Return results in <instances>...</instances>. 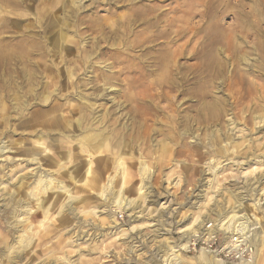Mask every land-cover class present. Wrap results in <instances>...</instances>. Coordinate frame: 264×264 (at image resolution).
<instances>
[{"label": "rangeland", "instance_id": "1", "mask_svg": "<svg viewBox=\"0 0 264 264\" xmlns=\"http://www.w3.org/2000/svg\"><path fill=\"white\" fill-rule=\"evenodd\" d=\"M2 5L0 47L10 42L12 48L22 39L25 64L39 67V74L34 84L28 81L23 91L12 94L17 99L11 97L0 107V117L10 118L9 127L19 133L0 138V147L7 146L0 155V182H5L0 185V264H264V165L246 174L258 163L255 160H264V99L260 92L236 106L231 99L232 105L220 122L197 125L192 119L193 131L180 140L167 138L166 145L160 146L157 141L163 134H153L149 148L142 149L143 153L134 149V159H126L125 176L115 178L112 190L102 197L101 187L114 174L116 163L106 171L97 166L102 175L98 187L74 183L66 171L75 169L76 162L75 174L80 177L86 168L87 154L78 148L84 134L68 127L60 134L52 124L60 114L73 120L76 115L68 113L80 102L93 105L97 114L103 115L113 102L123 100L126 84L139 74L151 80L171 78L172 72L176 79L184 73L192 77L209 56L208 50L201 49L206 35H232L242 41L248 59L241 68L257 71L264 63L263 0H26L25 7L18 9L27 14L25 17H13L9 10L14 6ZM248 78L264 85V75ZM32 93L37 101L32 100ZM217 94L224 97L227 91ZM19 100L27 106L21 120L14 108ZM177 102H184L182 96ZM120 113L118 109L114 117ZM187 114L194 118L196 112ZM174 117L180 119L177 114ZM165 125L162 122L155 127L166 132ZM100 131L98 128L97 133ZM36 139L44 142V146L33 144L39 151L48 146L39 153V163L30 159L35 155L14 149L16 142ZM68 151L75 154L73 162L62 156ZM49 157L67 169L59 172L50 167ZM141 161L151 174L143 182L148 188L139 193ZM20 166L24 170L13 179L12 170ZM38 175L54 178L50 188L65 185L68 189L46 192L45 199L55 201L48 221H44L43 208L37 209L34 199L27 196L33 185L30 182ZM19 177L25 180L22 185ZM120 186L126 199L122 206L116 203ZM130 199L135 200L133 206L126 203ZM83 202L88 204L85 211ZM18 203L34 207L36 217L31 225L39 235L29 248L17 245L19 235L28 228L27 222L19 221L23 214L15 217L21 209ZM204 203L202 215L190 226ZM230 214H237L235 225H247L243 233L256 248L252 259L227 260L205 248L194 250L190 244L179 249L182 240H189L204 223L220 225ZM171 247L179 249L177 261L173 257L178 252Z\"/></svg>", "mask_w": 264, "mask_h": 264}, {"label": "bare ground", "instance_id": "2", "mask_svg": "<svg viewBox=\"0 0 264 264\" xmlns=\"http://www.w3.org/2000/svg\"><path fill=\"white\" fill-rule=\"evenodd\" d=\"M25 3L26 0H0V7L4 6L2 4L14 6L11 10H9V13L13 14V17H25L27 14L21 12L22 10H18L24 8ZM36 9L37 12H35V17H38L39 9L37 6ZM246 35L248 37L249 35L251 36L250 33H247ZM20 41H16L15 43L17 44L14 43L13 45L15 46L12 48H9V46L11 45L10 42H7L6 45H1L0 47V107L11 97H13V99H17L18 96H12V94L23 91V85L28 81L29 83L33 82L34 84L36 82L34 81V79L39 74V67L35 66L28 68L27 64H25L27 60V52H24L25 50H23V44L20 43ZM202 43L203 44L201 45V49L208 50L209 56L206 60H204V65L199 68V70H196L192 73V77L190 76V74L184 73L181 75L180 79H176L174 77L176 74L172 72L171 78L161 79L160 76L161 80H157L159 77H157V79L155 80H151L142 79L140 77L141 74H139L136 79L126 84L125 91L121 96L123 100L113 102V105L108 110H106L103 115L97 114V112L92 107L93 105H86L83 102L76 103L70 108L68 114H72V116L76 115L73 120H70L67 115L60 114L55 122L52 121L53 126H56L57 129H59V133L60 131H67L66 128L68 127L69 130H72L73 132L76 131L79 135L84 134L82 137H80L82 143L78 142V148L79 152L87 154L85 163L86 168L81 173L80 177H78V174H75V170H77L76 162H73L75 154L71 151L66 152V154H63L62 156L65 160H69L68 162H73V166H75V169L69 170L67 169V166H64V163H60L57 161L54 162L51 157H49L50 167L57 168L59 172L60 170L66 168V174H69V176H71V179L74 181V183H84L88 187L97 186L102 178L101 173H97V166L101 167L103 171H106L110 167V165L115 162L116 165H113L114 174L109 175L107 184L101 187L100 194L102 197L105 193H107L108 190H112L111 186L115 178L119 176L123 178L125 176L127 164L126 159H134V149L138 148L139 151L141 150V153H143L142 149L147 150L149 148V142L153 140V134L158 133L159 136L163 134L162 136L164 138L157 141L158 145L162 146L165 144V140H167V138L180 140L183 134L191 133L193 131V122H191L192 119V121H194L197 125H208L210 123L220 122L224 115L227 113V108L231 107L232 105L231 102H229L231 99L233 100L232 103H234L235 106L242 100L252 97L258 92H260V96L264 99V85L254 83L252 79L248 78V76L251 74H254L256 76H263L264 63L261 64V67L257 68V71L255 69L241 68V64H243L248 59V53L246 52L247 48L243 46L242 41L238 42V39L234 38L232 35L218 34L216 36H204L202 38ZM17 47H19V49H17ZM153 51L154 50H152V52ZM261 51L263 52L262 57L264 59L263 46H261ZM188 58L191 59L193 57L190 56ZM172 62H170V64H172ZM143 66L145 67V65ZM253 83L256 84V87H253ZM130 90H133V92H129ZM222 90L227 91V94H225L224 97L218 96L217 94ZM32 94V100L37 101L36 93ZM180 96H182V99H184V102L181 104L185 105L183 108H180L181 105H177V98ZM25 103L24 101L19 100L14 105V108L17 115H19L18 118H20V120L24 117V106H26ZM34 103L36 104V102ZM2 109L0 108V113L3 112ZM118 109L121 113L114 117ZM124 109H126L127 111L125 112ZM189 110H193L196 112L194 118L187 114ZM175 114L179 116V120H176V118L174 117ZM123 119H125L124 122H122ZM69 122H71V125L68 124ZM162 122L167 124V126L165 125V127H168V130L166 131L167 133L165 132V129L161 130L163 128L159 127L161 129H158L157 127H155L156 124L161 125ZM10 123V118L0 117V138L15 136L19 134L16 129L9 127ZM180 127H182L183 132L181 131V129L178 130ZM98 128L101 131L97 133ZM35 131L36 130L32 132L35 133ZM34 135H37V133H35ZM175 135H177V138ZM38 138L41 139L42 137ZM39 139L25 143H23V141L16 142L17 144L14 146V149L19 152H23L25 155H35L36 157H30V159L33 160L34 163H39V153H44L48 149V146L45 145L46 147L43 150L39 151L38 147L36 145H33L38 144L44 146V142H41ZM62 140H64V138L60 139V141ZM162 141L164 142L162 143ZM29 143H31V147L29 146ZM5 149H7L6 145L0 147V155H2V153H5ZM89 157L91 158L88 159ZM95 157H97V159H93ZM256 158H258L257 155ZM255 161H257L258 163H254L252 169L246 171V174H248L249 172L254 173L257 170H261L260 168L264 165V160ZM141 164V185H138L137 187L139 193L143 188L146 189L147 182L144 184L143 182L147 179L149 180L151 174L150 168L147 167V165L142 161ZM22 170H24L23 166H20V169L16 168L14 171L12 170L13 179H18L17 173L21 172ZM19 178L20 184L22 185L25 180H23L22 177ZM53 179L54 178H50V180H46L43 176L38 175L33 181L30 182V185H33L27 192V196L32 197L37 203V209H40L39 207L43 208L44 221H48L49 214L55 206L54 200L49 201L45 199L46 192L49 189L55 190V193L63 190L65 192L68 191L65 185H58L50 188V185L52 186V184L54 183ZM4 183V180H2L0 182V185ZM121 188L122 186H120L119 188L120 191L116 197V203L122 206V202L126 199L125 197H123V192L121 193ZM145 194L143 193V196ZM11 196L13 195H10V197ZM212 197H214V195ZM12 198L13 197H11L10 200H13ZM134 201L130 199L126 203L130 206H133L132 204H135ZM87 205L85 204V206H83V211L87 209ZM206 205L207 203H204L199 206V209L197 211L198 216L196 215V217L188 223L190 226H192V224L200 218V216L202 215L201 209L205 208ZM19 206L21 207V209L15 212L17 213L15 217L18 218L23 214V218L19 221L27 222L28 228L26 230L23 229L22 234L20 233L21 235H19L20 238L17 242V245L18 248H29V246L33 242L34 237L36 235H39L38 233H34V229L31 225L34 218L36 217L35 214H32V209L34 207L27 205L24 206L23 204ZM236 220H238L237 214H230L228 218H226V220L219 223L220 225L217 224L218 230H225V241H227L229 237L232 238L233 233H243L246 229L247 225L245 224V222H241L238 223V225H235L234 221ZM41 223H43V221ZM219 226H221L223 229ZM190 241L191 235H189V240H187L186 238L182 240L181 244L179 245V249L181 250L186 248L188 244H190ZM13 249L12 250L15 251V247ZM171 249H174V247H171ZM179 249H174L175 251L173 250V252H178ZM205 249L208 250L207 248ZM204 255L208 256L206 254ZM177 257H180L179 252L178 254L174 255L173 259L177 261ZM209 257L210 258L208 259L210 260L211 256ZM169 258L170 256L168 257V259ZM203 258L205 257L203 256ZM171 261H174L172 260V256Z\"/></svg>", "mask_w": 264, "mask_h": 264}, {"label": "built area", "instance_id": "3", "mask_svg": "<svg viewBox=\"0 0 264 264\" xmlns=\"http://www.w3.org/2000/svg\"><path fill=\"white\" fill-rule=\"evenodd\" d=\"M225 232L218 230L213 222L204 223L192 236L190 247L194 250L202 247L215 252L223 257L234 260H250L255 255V244L247 234L233 233L225 241Z\"/></svg>", "mask_w": 264, "mask_h": 264}]
</instances>
